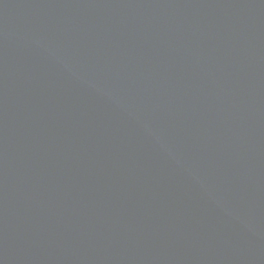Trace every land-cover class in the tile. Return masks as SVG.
<instances>
[{"label":"water","instance_id":"water-1","mask_svg":"<svg viewBox=\"0 0 264 264\" xmlns=\"http://www.w3.org/2000/svg\"><path fill=\"white\" fill-rule=\"evenodd\" d=\"M0 264H264V0H0Z\"/></svg>","mask_w":264,"mask_h":264}]
</instances>
